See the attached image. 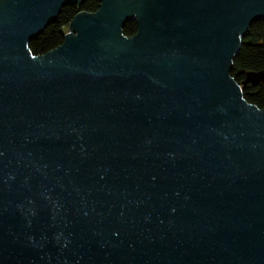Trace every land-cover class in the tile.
<instances>
[{
  "label": "water",
  "instance_id": "95a60500",
  "mask_svg": "<svg viewBox=\"0 0 264 264\" xmlns=\"http://www.w3.org/2000/svg\"><path fill=\"white\" fill-rule=\"evenodd\" d=\"M99 1L0 0V264H264V0Z\"/></svg>",
  "mask_w": 264,
  "mask_h": 264
},
{
  "label": "trees",
  "instance_id": "16d2710c",
  "mask_svg": "<svg viewBox=\"0 0 264 264\" xmlns=\"http://www.w3.org/2000/svg\"><path fill=\"white\" fill-rule=\"evenodd\" d=\"M100 6L99 0H85L81 5H67L63 7L57 20L49 24L43 33L29 43L34 55L45 54L63 44L65 34L70 22L80 11L94 12ZM138 25L136 20L126 23L123 32L126 36H133L137 33ZM264 70V20L255 21L242 38L239 52L233 61L231 75L243 87L245 99L264 108V81L257 85L251 82L245 84L246 75L251 71Z\"/></svg>",
  "mask_w": 264,
  "mask_h": 264
}]
</instances>
